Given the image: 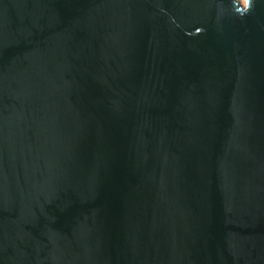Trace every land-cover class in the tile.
<instances>
[{"label":"water","instance_id":"1","mask_svg":"<svg viewBox=\"0 0 264 264\" xmlns=\"http://www.w3.org/2000/svg\"><path fill=\"white\" fill-rule=\"evenodd\" d=\"M0 0V264H264V0Z\"/></svg>","mask_w":264,"mask_h":264},{"label":"clouds","instance_id":"2","mask_svg":"<svg viewBox=\"0 0 264 264\" xmlns=\"http://www.w3.org/2000/svg\"><path fill=\"white\" fill-rule=\"evenodd\" d=\"M252 5H253V0H247V8H246V10H245L244 12H242V13L239 12L238 9H235V5H233V7H234V10H235L239 15L243 16V15H246V14H247V11L251 9Z\"/></svg>","mask_w":264,"mask_h":264},{"label":"rangeland","instance_id":"3","mask_svg":"<svg viewBox=\"0 0 264 264\" xmlns=\"http://www.w3.org/2000/svg\"><path fill=\"white\" fill-rule=\"evenodd\" d=\"M238 1H239V3H241L244 6L245 0H238Z\"/></svg>","mask_w":264,"mask_h":264}]
</instances>
